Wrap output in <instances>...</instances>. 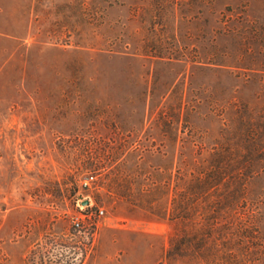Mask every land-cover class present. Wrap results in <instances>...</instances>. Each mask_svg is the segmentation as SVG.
Instances as JSON below:
<instances>
[{
  "label": "rangeland",
  "instance_id": "1",
  "mask_svg": "<svg viewBox=\"0 0 264 264\" xmlns=\"http://www.w3.org/2000/svg\"><path fill=\"white\" fill-rule=\"evenodd\" d=\"M0 264H264V0H0Z\"/></svg>",
  "mask_w": 264,
  "mask_h": 264
},
{
  "label": "trees",
  "instance_id": "2",
  "mask_svg": "<svg viewBox=\"0 0 264 264\" xmlns=\"http://www.w3.org/2000/svg\"><path fill=\"white\" fill-rule=\"evenodd\" d=\"M214 154H220V151L219 150H216V152L214 153ZM214 161V160H213ZM211 163H213V162H211ZM217 168H218V166H217ZM206 171V170H205ZM200 173H202V172H200ZM213 173H215V174H219L220 173V170H219V168L218 169H209V171H207V172H205L204 173V175L205 174H208L207 176L208 177H211V175L213 174ZM178 207H176V209H177V213L175 214L176 216V218H185V214H184V211H185V206H180V204H178L177 205ZM181 207V210L179 211L178 209ZM176 211V210H175Z\"/></svg>",
  "mask_w": 264,
  "mask_h": 264
},
{
  "label": "built area",
  "instance_id": "3",
  "mask_svg": "<svg viewBox=\"0 0 264 264\" xmlns=\"http://www.w3.org/2000/svg\"><path fill=\"white\" fill-rule=\"evenodd\" d=\"M92 179H93L92 177L87 178V179L84 181V183H83L84 187H85V186H88L89 181H91ZM102 213H103L102 211H99V214H102ZM72 223H73V226H74L76 229H78V228L81 227V221H80L79 218H77V217L73 219Z\"/></svg>",
  "mask_w": 264,
  "mask_h": 264
},
{
  "label": "water",
  "instance_id": "4",
  "mask_svg": "<svg viewBox=\"0 0 264 264\" xmlns=\"http://www.w3.org/2000/svg\"><path fill=\"white\" fill-rule=\"evenodd\" d=\"M88 203H89L88 200H83V201L81 202L82 206L88 205Z\"/></svg>",
  "mask_w": 264,
  "mask_h": 264
}]
</instances>
